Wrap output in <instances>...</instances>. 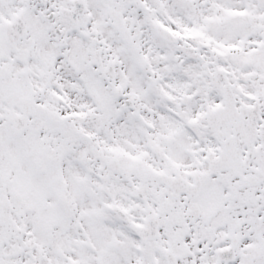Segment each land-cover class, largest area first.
I'll use <instances>...</instances> for the list:
<instances>
[{
	"label": "snow or ice",
	"instance_id": "6c2138e0",
	"mask_svg": "<svg viewBox=\"0 0 264 264\" xmlns=\"http://www.w3.org/2000/svg\"><path fill=\"white\" fill-rule=\"evenodd\" d=\"M0 264H264V0H0Z\"/></svg>",
	"mask_w": 264,
	"mask_h": 264
}]
</instances>
